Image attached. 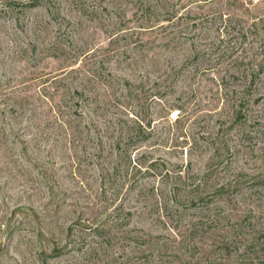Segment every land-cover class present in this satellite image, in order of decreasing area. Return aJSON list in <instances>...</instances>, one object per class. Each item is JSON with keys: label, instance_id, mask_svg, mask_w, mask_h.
<instances>
[{"label": "rangeland", "instance_id": "obj_1", "mask_svg": "<svg viewBox=\"0 0 264 264\" xmlns=\"http://www.w3.org/2000/svg\"><path fill=\"white\" fill-rule=\"evenodd\" d=\"M262 35L264 0H0V264H264Z\"/></svg>", "mask_w": 264, "mask_h": 264}, {"label": "trees", "instance_id": "obj_2", "mask_svg": "<svg viewBox=\"0 0 264 264\" xmlns=\"http://www.w3.org/2000/svg\"><path fill=\"white\" fill-rule=\"evenodd\" d=\"M254 25V24H253ZM255 26V25H254ZM260 42L262 43V44H264V36L262 35V36H260ZM261 51H262V53H261V56H260V61L257 63V64H255V67L256 68H260L262 65L264 66V45H262V49H261Z\"/></svg>", "mask_w": 264, "mask_h": 264}]
</instances>
